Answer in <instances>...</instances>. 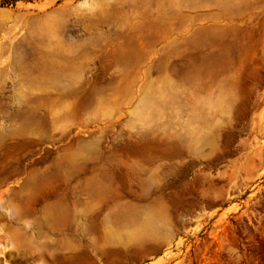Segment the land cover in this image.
Returning a JSON list of instances; mask_svg holds the SVG:
<instances>
[{"label":"rangeland","instance_id":"rangeland-1","mask_svg":"<svg viewBox=\"0 0 264 264\" xmlns=\"http://www.w3.org/2000/svg\"><path fill=\"white\" fill-rule=\"evenodd\" d=\"M0 264H264V0H0Z\"/></svg>","mask_w":264,"mask_h":264}]
</instances>
